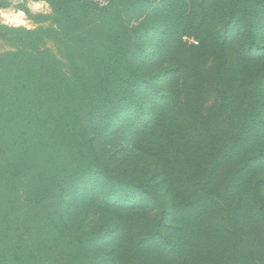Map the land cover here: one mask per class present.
Returning a JSON list of instances; mask_svg holds the SVG:
<instances>
[{
  "label": "rangeland",
  "instance_id": "obj_1",
  "mask_svg": "<svg viewBox=\"0 0 264 264\" xmlns=\"http://www.w3.org/2000/svg\"><path fill=\"white\" fill-rule=\"evenodd\" d=\"M27 1L0 0V112L18 96L9 126L48 127L66 148L37 174L40 199L61 183L32 250L52 264H264V0L35 15Z\"/></svg>",
  "mask_w": 264,
  "mask_h": 264
},
{
  "label": "trees",
  "instance_id": "obj_2",
  "mask_svg": "<svg viewBox=\"0 0 264 264\" xmlns=\"http://www.w3.org/2000/svg\"><path fill=\"white\" fill-rule=\"evenodd\" d=\"M41 1L47 3L55 14L69 10L74 4L85 2L80 0ZM106 1L108 6L103 9H99L89 2L85 3L98 10H107L111 1ZM4 101L3 108L5 111L0 112V182L2 188L0 195V264H52L47 254L45 256L39 255L32 250L34 233L30 227L47 222L53 214H57L56 209L47 203L52 194L51 190L57 189L61 183L58 178L59 172L50 187L43 191L45 193L41 199V195L35 194V183L37 174L44 169L45 163H51L58 157V153L52 157L49 156L52 150L64 152L66 148L60 147L58 150L50 144L47 145L45 135H49L51 132L48 127L38 126L33 130L29 139H27V129L22 124L17 129L10 127L8 122L11 119L7 118L12 116L14 109H18L21 100L17 96L16 98H6ZM20 105H22L21 102ZM45 154L46 157H44ZM218 172L220 171H217L216 174H219ZM62 228L65 227L62 226ZM64 232H60L64 240L58 246V250L52 249L56 256L67 252L68 234L67 231L64 230ZM48 233L49 231H47ZM22 237L24 240H32L31 245H21ZM29 247L31 248L29 249ZM255 256L252 257L250 264H256ZM69 262L65 264H70ZM239 262V264H249L247 259Z\"/></svg>",
  "mask_w": 264,
  "mask_h": 264
},
{
  "label": "crops",
  "instance_id": "obj_3",
  "mask_svg": "<svg viewBox=\"0 0 264 264\" xmlns=\"http://www.w3.org/2000/svg\"><path fill=\"white\" fill-rule=\"evenodd\" d=\"M48 8V4L41 0H28L27 4L25 5V9L31 14L35 15L38 12L42 11L43 9ZM31 22V21H30Z\"/></svg>",
  "mask_w": 264,
  "mask_h": 264
},
{
  "label": "built area",
  "instance_id": "obj_4",
  "mask_svg": "<svg viewBox=\"0 0 264 264\" xmlns=\"http://www.w3.org/2000/svg\"><path fill=\"white\" fill-rule=\"evenodd\" d=\"M80 1L89 2L93 5H95L99 9H103V8H106L108 6V2L106 0H80Z\"/></svg>",
  "mask_w": 264,
  "mask_h": 264
}]
</instances>
